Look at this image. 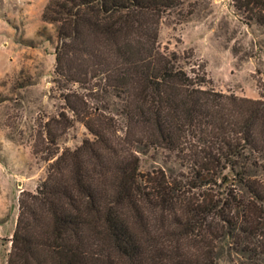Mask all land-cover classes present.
I'll list each match as a JSON object with an SVG mask.
<instances>
[{
    "label": "trees",
    "instance_id": "16d2710c",
    "mask_svg": "<svg viewBox=\"0 0 264 264\" xmlns=\"http://www.w3.org/2000/svg\"><path fill=\"white\" fill-rule=\"evenodd\" d=\"M186 2H47L64 105L43 125L50 161L19 192L6 264H216L219 243L264 264V95L206 88L204 69L161 49V19ZM233 3L264 25V0ZM74 121L92 137L59 150ZM150 147L186 174L141 171Z\"/></svg>",
    "mask_w": 264,
    "mask_h": 264
},
{
    "label": "rangeland",
    "instance_id": "374dc122",
    "mask_svg": "<svg viewBox=\"0 0 264 264\" xmlns=\"http://www.w3.org/2000/svg\"><path fill=\"white\" fill-rule=\"evenodd\" d=\"M48 1L0 0V30L7 33L12 58L3 73L7 56L0 55V264L7 261L19 192L34 191L46 176L50 160L43 125L64 105L63 87L54 73L57 25L42 18ZM158 42L162 50L178 54L189 74L204 69V87L251 98L264 95V25L246 19L233 0H187L161 19ZM85 137L92 135L74 121L56 147L75 148ZM138 150L141 171L162 168L178 177L186 174L166 150ZM216 264L250 262L231 243H219Z\"/></svg>",
    "mask_w": 264,
    "mask_h": 264
},
{
    "label": "crops",
    "instance_id": "0c3cea01",
    "mask_svg": "<svg viewBox=\"0 0 264 264\" xmlns=\"http://www.w3.org/2000/svg\"><path fill=\"white\" fill-rule=\"evenodd\" d=\"M6 38H7L6 31L0 30V42H1V40H3L0 43V55L4 54V55L7 56V60L5 62V68H4L3 73L8 72V68L10 66H12V58H11V55H10V52H9V49H8L9 44H8V42L5 41Z\"/></svg>",
    "mask_w": 264,
    "mask_h": 264
}]
</instances>
